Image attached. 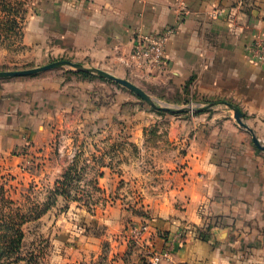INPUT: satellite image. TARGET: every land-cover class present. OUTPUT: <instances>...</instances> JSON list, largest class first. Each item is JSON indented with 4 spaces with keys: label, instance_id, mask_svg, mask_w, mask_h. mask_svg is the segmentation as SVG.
<instances>
[{
    "label": "crops",
    "instance_id": "1",
    "mask_svg": "<svg viewBox=\"0 0 264 264\" xmlns=\"http://www.w3.org/2000/svg\"><path fill=\"white\" fill-rule=\"evenodd\" d=\"M29 8L22 40L37 50L25 51L31 61L66 57L166 96L189 83L197 99L236 105L246 127L220 104L156 125L135 95L51 70L0 79V155L47 147L68 119L81 131L128 129L136 142L164 128L142 174L149 182L137 190L148 213L141 240L167 253L161 264H264V150L251 135L264 145V63L247 51L264 39V0H33ZM165 27L173 32L163 62L139 67L134 33Z\"/></svg>",
    "mask_w": 264,
    "mask_h": 264
},
{
    "label": "rangeland",
    "instance_id": "2",
    "mask_svg": "<svg viewBox=\"0 0 264 264\" xmlns=\"http://www.w3.org/2000/svg\"><path fill=\"white\" fill-rule=\"evenodd\" d=\"M32 1L0 0V71L68 59L60 57L36 63L26 55L25 51H37L22 40ZM68 69L71 68L52 70L68 73ZM87 73V77L98 78L105 85L135 95L142 105L154 112L150 122L163 127L170 124L173 117H189L206 105L204 99H197L191 92L189 83L181 91L166 96L158 86L130 80L155 99V105H151L127 87ZM216 104L229 108L224 101L212 102L209 108ZM186 106L194 110H178ZM80 123L78 119L72 122L68 119L59 125L47 147H29L0 155V184L4 185L13 206L41 207L52 199L51 191L59 186L48 210L23 224L22 259L10 264H25L32 255L40 264L98 261L101 264H151L150 253L156 249L140 238L148 228V213L137 190L149 182L142 174L150 170L152 147L164 140L166 130L163 128L158 133L157 128L152 127L143 135V142H136L128 129L95 133L81 131ZM122 124L126 126L127 122ZM136 174H141L142 178L136 180ZM62 179H66L65 185L60 183Z\"/></svg>",
    "mask_w": 264,
    "mask_h": 264
},
{
    "label": "trees",
    "instance_id": "3",
    "mask_svg": "<svg viewBox=\"0 0 264 264\" xmlns=\"http://www.w3.org/2000/svg\"><path fill=\"white\" fill-rule=\"evenodd\" d=\"M73 71V70H71ZM83 76H89L87 72L73 71ZM221 102L222 100H205L206 105L199 107L195 112H202L208 110L212 102ZM59 182V180L57 181ZM62 185L66 184V179L60 182ZM56 187L51 191V200H47L41 207L33 205V207H19L13 206V201L6 196L4 185L0 184V264H10L13 261L22 259L20 255V247L24 237L22 229L23 224L30 219H36L45 213L55 195L58 194ZM25 264H40L36 260V256H30ZM93 264H101V261Z\"/></svg>",
    "mask_w": 264,
    "mask_h": 264
},
{
    "label": "built area",
    "instance_id": "4",
    "mask_svg": "<svg viewBox=\"0 0 264 264\" xmlns=\"http://www.w3.org/2000/svg\"><path fill=\"white\" fill-rule=\"evenodd\" d=\"M173 32L165 27L159 31L135 32L132 38L131 57L139 67L154 69L164 60L165 45ZM248 56L256 63H264V39L256 36L247 47ZM145 228V227H144ZM167 253L152 250L149 261L151 264H161L167 260Z\"/></svg>",
    "mask_w": 264,
    "mask_h": 264
},
{
    "label": "water",
    "instance_id": "5",
    "mask_svg": "<svg viewBox=\"0 0 264 264\" xmlns=\"http://www.w3.org/2000/svg\"><path fill=\"white\" fill-rule=\"evenodd\" d=\"M62 67H68L71 69H75L77 71L94 73V74H97V75L104 77L106 79L117 82L118 84L125 86L128 89H130L131 91H133L135 94L140 96L145 101L149 102L151 105H155V99H153L144 90H142L139 86H137L136 84H134L130 80H128L126 78L117 77V76L111 74L110 72L103 70L101 68H98V67H95L92 65H85V64L79 63V62H74V61L69 60V59H59V60H55V61L49 62V63L41 65V66H36V67H31V68H26V69L0 71V78L10 77V76H27V75H32V74L40 73L43 71L58 69V68H62ZM224 103L229 108H231L233 110L234 118L236 119L238 124L246 127V125L242 121L241 110L236 105H234L233 103H230V102H224ZM166 108H168V107H166ZM178 110H180V111H193L194 109L190 106H186V107L178 108ZM251 135H252L253 143L258 148H260L261 150H264V145L258 141V139L256 138V136L253 133H251Z\"/></svg>",
    "mask_w": 264,
    "mask_h": 264
}]
</instances>
